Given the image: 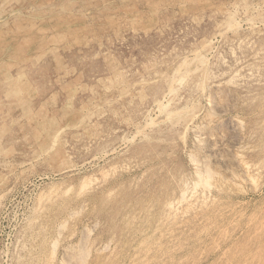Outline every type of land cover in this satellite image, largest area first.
I'll return each instance as SVG.
<instances>
[{"label": "rangeland", "instance_id": "obj_1", "mask_svg": "<svg viewBox=\"0 0 264 264\" xmlns=\"http://www.w3.org/2000/svg\"><path fill=\"white\" fill-rule=\"evenodd\" d=\"M245 17L264 0H0V264H264V24ZM201 47L163 107L186 110L146 126Z\"/></svg>", "mask_w": 264, "mask_h": 264}, {"label": "bare ground", "instance_id": "obj_2", "mask_svg": "<svg viewBox=\"0 0 264 264\" xmlns=\"http://www.w3.org/2000/svg\"><path fill=\"white\" fill-rule=\"evenodd\" d=\"M79 1V0H78ZM210 1V0H209ZM241 3V2H240ZM251 4V3H250ZM256 4V3H255ZM258 6V5H257ZM252 8H253V6H251ZM249 8V7H248ZM235 11V10H234ZM245 11V10H244ZM247 11H251V10H247ZM246 12V11H245ZM245 12H242V15H244L245 14ZM176 13V12H175ZM43 14H44V12H43ZM233 14V13H232ZM259 16V15H258ZM240 17V16H239ZM252 17V16H251ZM245 21H246V23L249 25L248 27H253L256 23H260V24H264V19H261V20H259V22H257V21H255V20H253V19H249V18H247V17H245ZM240 20V19H239ZM231 23V22H230ZM235 23H238V21L236 22V20H235ZM223 26V25H222ZM230 26V25H229ZM246 26V25H245ZM256 26V25H255ZM231 27V26H230ZM233 27V26H232ZM242 27V26H241ZM112 28V27H111ZM246 28V27H245ZM256 28V27H255ZM132 30V29H131ZM226 30H228V28L226 29V26H223V27H219V30H218V33L219 34H224V32L226 31ZM11 31V30H10ZM188 31V30H187ZM215 33V32H214ZM91 35V34H90ZM218 35V34H217ZM220 36V35H219ZM143 37V36H142ZM238 38V37H237ZM241 38V37H240ZM13 39V38H12ZM250 39V38H249ZM253 39H255V38H253ZM251 40V39H250ZM249 40V41H250ZM246 41V40H245ZM233 42V41H232ZM208 43H211L210 41H208L207 40V44ZM247 43V42H246ZM156 46V45H155ZM209 46V45H208ZM248 46V45H247ZM252 46V45H251ZM250 46V47H251ZM206 48H207V46H205ZM98 49V48H97ZM203 47H201V49H200V51L198 50V51H195L194 50V52H192V54H193V58H194V60L196 61V63H198V64H196L195 66H193L192 68H185V65H184V63L186 64V61H187V59L186 58H182V60H180V63L179 64H177V66H176V68L172 71V76H171V81L169 82V85H168V87H167V89L165 90V92L162 94L163 96H162V101L161 100H156L155 99V103H154V106H153V111H156V113L157 114H155L156 115V117L154 116V118H151L150 117V114L149 113H147V114H144L145 115V120H144V122L146 121V126L147 125H152V124H155V122H159V121H161V120H165V121H168V120H171V119H178L179 117H181V112L183 111L184 112V110H186V109H184V107H178V106H173L172 107V109L171 110H169L168 112H166V111H163V107H164V104L165 105H168L169 103H170V101H171V94H172V91L174 90V86H176V85H179L180 83L182 84V82H183V80L190 74V73H192L193 71H197L199 68H200V66H199V64L201 63V61L204 59V55H203ZM210 49H211V47H210ZM261 49V48H260ZM254 50H256V49H254ZM262 50V49H261ZM208 51V50H207ZM206 51V52H207ZM209 52V51H208ZM207 52V53H208ZM258 52V51H257ZM130 53V52H129ZM256 53V52H255ZM101 54V53H100ZM183 54V53H182ZM220 54V53H219ZM260 54V53H259ZM35 55V54H34ZM173 55V54H172ZM209 55V54H208ZM256 55V54H255ZM224 56V55H223ZM253 57V56H252ZM254 58V57H253ZM185 59H186V61H185ZM174 60H175V58H174ZM166 61V60H165ZM238 61V60H237ZM241 62V61H240ZM174 64V63H173ZM195 64V63H194ZM204 64V63H203ZM40 65V64H39ZM113 66V65H112ZM190 66V65H189ZM189 66H186V67H189ZM245 66V65H244ZM205 67V66H204ZM247 67L249 68V66L247 65ZM207 68V67H206ZM241 68V67H240ZM247 68V69H248ZM223 69V68H222ZM246 69V68H245ZM166 70V69H165ZM214 70V69H213ZM237 70V69H236ZM249 70H251V69H249ZM149 71V70H148ZM203 71V70H202ZM200 72V71H199ZM204 72V71H203ZM233 73V75H232V78H236V79H239V74H240V72L239 73H237V72H232ZM231 73V74H232ZM249 73V72H248ZM246 74V73H245ZM9 76V75H8ZM200 76V75H199ZM142 77V76H141ZM228 77V76H227ZM252 77V76H251ZM142 79V78H141ZM140 79V80H141ZM139 80V81H140ZM195 80V79H194ZM137 81V80H136ZM135 81V82H136ZM144 81V80H143ZM142 81V82H143ZM221 81V80H220ZM248 81V80H247ZM200 84V83H199ZM218 84V83H217ZM203 85V84H202ZM201 85V86H202ZM133 86V85H132ZM213 86H215L214 85V83L212 82L211 84H210V87L212 88ZM43 87V86H42ZM216 87V86H215ZM139 88V87H138ZM192 89V88H191ZM199 89V88H198ZM209 89V88H208ZM261 90V89H260ZM196 91V90H195ZM122 92V91H121ZM202 92V91H201ZM251 92V91H250ZM192 93V92H191ZM194 93V92H193ZM212 94V93H211ZM257 94V93H256ZM254 95V94H253ZM116 96H118V95H116ZM192 96V95H191ZM186 97V96H185ZM193 97V96H192ZM45 99V98H44ZM192 99V98H191ZM196 99V98H195ZM212 99V98H211ZM107 101V100H106ZM188 103V102H187ZM174 104V103H173ZM189 106V105H188ZM191 106V105H190ZM167 107V106H166ZM166 107H165V109H166ZM214 107V106H213ZM249 107V106H248ZM261 107V106H260ZM187 108H189V107H187ZM188 110V109H187ZM226 110V109H225ZM222 112H223V109H222ZM154 113V112H153ZM207 113V112H206ZM186 114V113H185ZM152 116V115H151ZM203 116V115H202ZM192 117V116H191ZM239 118V117H238ZM203 119V118H202ZM204 120V119H203ZM247 120V119H246ZM122 121V120H121ZM198 121V120H197ZM231 121V120H230ZM237 120H235V122H236ZM250 121V120H249ZM228 122V121H227ZM139 123V122H138ZM200 123V122H199ZM202 123V122H201ZM96 124V123H95ZM124 124V123H123ZM134 124V123H133ZM159 124V123H158ZM205 124V123H204ZM242 124V123H241ZM228 125V124H227ZM243 125V124H242ZM241 125V126H242ZM131 126V125H130ZM133 126V125H132ZM142 126V125H141ZM195 124L192 122V119H188V121H186L185 123H184V125H183V131H187V130H193L194 131V133H195V135L199 138V135L200 134H198L199 132H197L196 130H195ZM199 126V125H198ZM145 127V126H144ZM204 127V126H203ZM143 128V127H142ZM201 128V127H200ZM136 129H137V131L139 130V127H136ZM166 129V128H165ZM229 130V129H228ZM10 131V130H9ZM136 131V132H137ZM144 131V130H143ZM129 133V132H128ZM235 133V132H234ZM146 134V133H145ZM29 135V134H28ZM122 135V134H121ZM133 135V134H132ZM182 135H183V132H182ZM125 137V136H124ZM131 137V136H130ZM134 137V136H133ZM144 137H145V135H144ZM205 137V136H204ZM208 137V136H207ZM207 137H205V138H207ZM145 139V138H144ZM126 139H124V141H125ZM140 140V139H139ZM123 141V140H122ZM128 141V140H127ZM215 141H217V140H215ZM96 142V141H95ZM53 143V142H52ZM193 144H194V142H193ZM105 145V144H104ZM226 145V144H225ZM239 145V144H238ZM59 147V146H58ZM110 149V148H109ZM111 149H112V147H111ZM110 149V150H111ZM114 150V149H113ZM121 151V150H120ZM109 152H111V151H109ZM215 152V151H214ZM107 153V152H106ZM103 154V153H102ZM238 154V153H237ZM240 155L239 156H241V153H239ZM236 155V154H235ZM101 156V155H100ZM159 156V155H158ZM238 156V157H239ZM102 157H103V155H102ZM111 158V157H110ZM240 158V157H239ZM229 159V158H228ZM237 160V159H236ZM236 160H235V162H236ZM62 161V160H61ZM232 161V160H231ZM194 162V161H193ZM198 162H199V160H198ZM227 162V161H226ZM241 162V161H240ZM246 164V163H245ZM251 164V163H250ZM114 165V164H113ZM242 165V164H241ZM240 165V166H241ZM155 166V165H154ZM196 166H200L199 164H196ZM244 166V165H243ZM73 167V166H72ZM237 167V166H236ZM247 167V166H246ZM248 167H249V165H248ZM69 168H71V167H69ZM244 168V167H243ZM198 170V169H197ZM238 170V169H237ZM248 170H250V169H248ZM200 171V170H199ZM197 173V172H196ZM246 173H248V172H246ZM231 174V173H230ZM245 175V174H244ZM243 175V176H244ZM247 175V174H246ZM199 176V175H198ZM206 176V175H205ZM129 177V176H128ZM201 177V176H200ZM94 178V177H93ZM205 178L206 177H204L203 179L205 180ZM240 177H238V179H239ZM251 178V177H250ZM88 179V178H87ZM207 179V178H206ZM232 179H233V177H232ZM235 179V178H234ZM243 179V178H242ZM247 179V178H246ZM250 180V179H249ZM231 181V180H230ZM253 181V180H252ZM255 181H256V179H255ZM261 181V180H260ZM263 181V180H262ZM196 182V181H195ZM205 182H206V180H205ZM236 182V181H235ZM27 184V183H26ZM68 186V185H67ZM193 186V185H192ZM196 187V186H195ZM69 188V187H68ZM51 189V188H50ZM7 190V189H6ZM67 190V189H66ZM66 190H64L63 189V191L65 192ZM195 190V189H194ZM206 190V189H205ZM67 191H69V190H67ZM66 191V192H67ZM86 191V190H85ZM84 191V192H85ZM192 191V190H191ZM198 191H200V190H198ZM59 192V191H58ZM63 193V192H62ZM93 193V192H92ZM195 193V192H194ZM203 193V192H202ZM58 194V193H57ZM191 194V193H190ZM189 194V195H190ZM196 194V193H195ZM61 195V194H60ZM201 195V194H200ZM54 196V195H53ZM192 196V195H191ZM46 198H47V196H45ZM43 198V197H42ZM182 198V197H181ZM192 198V197H191ZM51 199V198H50ZM184 199V198H183ZM51 200H49L48 202H50ZM204 201V200H203ZM66 202V201H65ZM38 204V203H37ZM36 204V205H37ZM109 204V203H108ZM170 204V203H169ZM35 205V206H36ZM38 207V206H37ZM36 207V208H37ZM187 207V206H186ZM185 207V208H186ZM63 208V207H62ZM41 209V208H40ZM40 209H39V211H40ZM32 210H33V208H32ZM176 211V210H175ZM68 213H69V210H68ZM86 213V212H85ZM37 214V213H36ZM48 214V213H47ZM46 214V215H47ZM90 214V213H89ZM44 218V217H43ZM88 220V219H87ZM45 221V220H44ZM76 221V220H75ZM41 222H42V220H41ZM46 222V221H45ZM74 222V221H73ZM32 224V223H31ZM68 224V223H67ZM65 226H67V225H65ZM30 227V226H29ZM41 227V226H40ZM56 227V226H55ZM121 227V226H120ZM21 228V227H20ZM26 228V227H25ZM53 228V227H52ZM89 228V227H88ZM39 230V229H38ZM37 230V231H38ZM40 230H42V229H40ZM39 230V231H40ZM70 231V230H69ZM160 231V230H159ZM59 232V231H58ZM38 233V232H37ZM72 234V233H71ZM93 234V233H92ZM32 235H34V234H32ZM61 235V234H60ZM20 236H21V234H20ZM103 236V235H102ZM30 237V236H29ZM111 237V236H110ZM28 238V237H27ZM55 238V237H54ZM159 238V237H158ZM28 240V239H27ZM47 240H49V239H47ZM53 240V239H52ZM15 241H17V240H15ZM43 241V240H42ZM185 241V240H184ZM18 242V244H19V241H17ZM22 242V241H21ZM24 242V241H23ZM26 242V241H25ZM31 243H32V240L30 241ZM34 242V241H33ZM41 243V242H40ZM50 243V242H49ZM73 243V242H72ZM31 245V244H30ZM66 245H68V244H66ZM71 245V244H70ZM99 245V244H98ZM25 246V245H24ZM29 246V245H28ZM17 247V246H16ZM32 247V246H31ZM44 248V247H43ZM50 248V247H49ZM26 249V248H25ZM71 249V248H70ZM80 249V248H79ZM78 249V250H79ZM44 250V249H43ZM81 250V249H80ZM26 251V250H25ZM63 251V250H62ZM23 252V251H22ZM57 252V251H56ZM70 252H71V250H70ZM75 252V251H74ZM80 252H83V251H80ZM21 254V253H20ZM26 254V253H25ZM29 254V253H28ZM65 254H68L67 253V251H65ZM75 254V253H74ZM74 254H73V256H74ZM76 254H78L79 255V253H76ZM75 254V255H76ZM31 255V254H30ZM64 255V254H63ZM81 255V254H80ZM84 255V254H83ZM95 256H96V254H95ZM22 257V256H21ZM93 257V256H92ZM46 258V257H45ZM256 258V257H255ZM72 260V259H71ZM17 261H19V260H17ZM77 261V260H76ZM16 262V261H15ZM78 262V261H77ZM7 263V262H6ZM14 263V262H13ZM76 263V262H75ZM103 263V262H102ZM17 264H19L18 262H17ZM24 264V263H23ZM43 264H45V263H43ZM68 264V263H67ZM71 264V263H70ZM74 264V263H73ZM77 264V263H76Z\"/></svg>", "mask_w": 264, "mask_h": 264}]
</instances>
